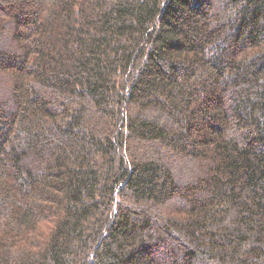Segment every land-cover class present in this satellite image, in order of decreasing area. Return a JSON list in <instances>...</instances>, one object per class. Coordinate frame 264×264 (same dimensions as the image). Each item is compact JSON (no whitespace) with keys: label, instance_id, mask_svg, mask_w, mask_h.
Listing matches in <instances>:
<instances>
[{"label":"trees","instance_id":"obj_1","mask_svg":"<svg viewBox=\"0 0 264 264\" xmlns=\"http://www.w3.org/2000/svg\"><path fill=\"white\" fill-rule=\"evenodd\" d=\"M0 264H264V0H0Z\"/></svg>","mask_w":264,"mask_h":264}]
</instances>
